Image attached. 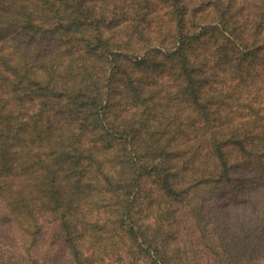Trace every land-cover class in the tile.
I'll return each instance as SVG.
<instances>
[{"label":"trees","instance_id":"1","mask_svg":"<svg viewBox=\"0 0 264 264\" xmlns=\"http://www.w3.org/2000/svg\"><path fill=\"white\" fill-rule=\"evenodd\" d=\"M0 264H264V0H0Z\"/></svg>","mask_w":264,"mask_h":264}]
</instances>
